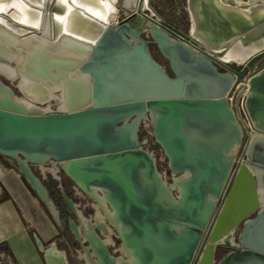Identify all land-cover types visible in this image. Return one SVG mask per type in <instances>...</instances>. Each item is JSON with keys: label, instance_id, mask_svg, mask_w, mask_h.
Instances as JSON below:
<instances>
[{"label": "water", "instance_id": "95a60500", "mask_svg": "<svg viewBox=\"0 0 264 264\" xmlns=\"http://www.w3.org/2000/svg\"><path fill=\"white\" fill-rule=\"evenodd\" d=\"M16 1L35 23L0 0V154L56 221L33 166L50 161L98 201L108 225L86 220L61 191L91 264H264V65L247 76L243 106L255 133L237 158L242 131L228 102L245 66L264 56V0H186L200 47L164 24L150 0H120L123 17L110 10L106 21L73 0ZM67 9L77 25L63 27ZM146 119L169 179L139 141ZM107 226L118 255L94 230ZM35 241L46 264H67L55 244ZM218 245L230 250L216 261Z\"/></svg>", "mask_w": 264, "mask_h": 264}, {"label": "crops", "instance_id": "0c3cea01", "mask_svg": "<svg viewBox=\"0 0 264 264\" xmlns=\"http://www.w3.org/2000/svg\"><path fill=\"white\" fill-rule=\"evenodd\" d=\"M38 168L42 175L41 184L58 209L55 200L49 195L50 181L46 180L49 173L56 176L57 168L50 161ZM161 173L169 179L164 168ZM60 218L56 221L48 206L27 185L18 169L7 166L0 159V264H46L36 238L45 246L55 244L67 264L69 257L77 264H91L80 247L69 243L65 230L62 229L61 233ZM108 243L109 246L113 244L111 237Z\"/></svg>", "mask_w": 264, "mask_h": 264}, {"label": "rangeland", "instance_id": "374dc122", "mask_svg": "<svg viewBox=\"0 0 264 264\" xmlns=\"http://www.w3.org/2000/svg\"><path fill=\"white\" fill-rule=\"evenodd\" d=\"M228 3L232 4V1L228 0ZM116 19L119 20L121 17H123V14L126 12L121 1L117 0L116 3ZM150 6L157 12V14L159 15V17L161 18L162 22L164 24H166L167 26H169L170 28L179 31L183 34H187L191 37L189 30H190V16H189V12L187 9V3L186 0H150ZM192 38V37H191ZM150 51L153 55V57L156 58V60L164 65L167 66V62L166 60L161 56V54L159 52L156 51V48L154 45H150ZM259 59H256L255 61H253L250 65L249 68H252L255 63L258 61ZM234 66V65H232ZM138 137H139V141H143L144 137L147 136L145 129H144V123H140L139 124V128H138ZM148 137H151L150 135ZM156 153H158V151H156ZM5 160L7 162H9L10 164H15L17 167L16 162L14 161V159L10 158V157H5ZM158 167H159V171H163L164 165L162 164V162H160V160L158 159L157 161ZM33 171L34 173L37 175L38 172V168L36 166H33ZM62 180L65 181V185H61L60 190H62L63 192H65L69 197H71L76 203H78L80 201V197L77 196L76 194H74L72 188H71V184L68 182L67 177L63 174L62 176ZM46 180L49 181L50 180V176L47 175L46 176ZM59 183V182H58ZM88 206L86 208H81L79 209L80 214L82 215V217L85 218H96V220L98 219L100 222L102 221L103 223H105L106 225L107 222H105L104 220V215L101 212V210L98 208V205L92 200V199H88ZM59 205L61 204L62 209L64 208V203H62V201L59 199ZM93 207V208H92ZM108 209V207H106V210ZM98 210V211H97ZM96 215V216H95ZM98 215V216H97ZM252 215V214H251ZM94 221V219H93ZM241 224V223H240ZM239 224V226H240ZM65 227V226H64ZM107 228H109L107 226ZM65 232H66V237L69 240V243L74 244V246L76 248H78V245L75 243L70 231L67 229V227L64 228ZM109 232H111L110 228H109ZM108 232V234L102 233V236H104L103 238H105L107 241L110 242V233ZM115 242V240L113 241V243ZM62 244V243H61ZM60 244V245H61ZM117 245H110V249L113 253H115L116 255H118L119 253H117V251L119 250V241L116 242ZM225 249V250H224ZM227 248H224L223 245H218L216 246L215 249V254H214V258L215 260H219L225 253H227L226 251ZM69 264H77L72 258L69 257ZM89 264V263H87Z\"/></svg>", "mask_w": 264, "mask_h": 264}, {"label": "built area", "instance_id": "2783aa9c", "mask_svg": "<svg viewBox=\"0 0 264 264\" xmlns=\"http://www.w3.org/2000/svg\"><path fill=\"white\" fill-rule=\"evenodd\" d=\"M174 31L177 33V35L180 38L188 40L193 45V47L194 46L200 47L198 42L196 40L192 39L189 35L183 34V33L176 31V30H174ZM232 65H234V66H232ZM262 65H264V58H261L260 60H258L252 68H249V66H245L244 74H243L242 78L235 84L232 93L230 94V96H228L229 106L232 109V111L235 115L236 121L239 124L241 131H242L241 141L235 146V157L236 158L239 157L241 154H244L247 151L250 138L252 137L253 133H255V131L252 129V126H251V124L248 120V117L246 115V112H245V109L243 106V100H244L246 93H247V80H248L247 76H248V74H250L252 71L257 70ZM230 66L235 70H239L242 67H244V64H242V65L230 64ZM141 123H144V129H145V132L147 134V136L144 137V140L141 141V143H143V145L151 153H153V155H155L156 161H158V159H159L160 162H162V164L164 165V171H165V173L168 174L166 159L164 158L162 151L159 148V146L155 143L153 135L151 133L150 120L146 119V120H143ZM149 135L151 137H148ZM156 151H158V153H156ZM157 166H158V164H157Z\"/></svg>", "mask_w": 264, "mask_h": 264}, {"label": "flooded vegetation", "instance_id": "af4514ba", "mask_svg": "<svg viewBox=\"0 0 264 264\" xmlns=\"http://www.w3.org/2000/svg\"><path fill=\"white\" fill-rule=\"evenodd\" d=\"M261 58H264V56H260L258 59L260 60ZM37 167V166H36ZM38 168V167H37ZM41 174V172H40V170H39V168H38V172H37V175H40ZM64 173L59 169H57V171H56V176H52V174L51 173H49V176H50V185L48 184V186H49V195L55 200V202H56V204H57V207H58V210H59V214H60V216L59 217H61L60 219H61V224H62V226H61V233H62V229L64 230V228L65 227H67V229L70 231V233H71V235H72V237H73V239H74V241H75V243L78 245V247H79V244H78V242L76 241V239L74 238V236H73V233H72V231L70 230V228H69V225H68V219L69 218H72L74 221H76L77 222V224H79V221L77 220V218L75 217V216H73L71 213H70V211H69V209H68V207H67V205L65 204V202L63 201V199H62V197H61V191L62 190H60V187H61V185L63 186V185H65V181L64 180H62V175H63ZM65 175V174H64ZM66 176V175H65ZM67 177V176H66ZM67 180H68V182L71 184V188H72V190H73V192H74V194H76L77 196H79L80 197V201L78 202V203H76L72 198V200L75 202V204L77 205V209L79 210V209H81V208H86L89 204H88V199H92L97 205H98V208L99 209H101V212L103 213V215H104V220H105V222H107V220L105 219V212L103 211V209H102V207H100L99 206V204H98V201L96 200V199H94V198H92V197H90L89 195H87V194H85L84 192H82L81 190H79L76 186H75V184L67 177ZM59 182V183H58ZM61 184V185H60ZM59 199L62 201V203H64V208L62 209V207H61V204L59 205ZM93 208V207H92ZM85 218V217H84ZM86 220L88 219V218H85ZM89 220L93 223V219H91V218H89ZM101 223H102V221H101ZM65 226V227H64ZM94 230H95V232L97 233V234H99L101 237H102V231L100 230V229H98V228H96V227H94ZM110 235H111V238L113 239V241L115 240V242L113 243V245H117L116 244V242H118L119 241V239L115 236V234H114V232H111L110 233ZM119 243H120V241H119ZM119 245V244H118ZM224 248H226L225 246H223ZM109 248H110V246H109ZM111 250V249H110ZM225 250V249H224ZM230 249L229 248H227L226 249V251L228 252ZM117 253H119V250L117 251ZM114 255H116L115 253H113ZM89 259V258H88ZM90 261V260H89ZM90 263H91V261H90Z\"/></svg>", "mask_w": 264, "mask_h": 264}, {"label": "bare ground", "instance_id": "6f19581e", "mask_svg": "<svg viewBox=\"0 0 264 264\" xmlns=\"http://www.w3.org/2000/svg\"><path fill=\"white\" fill-rule=\"evenodd\" d=\"M32 1L34 2L36 0H32ZM59 1L61 3H64V4L66 3V0H59ZM116 1L117 0H114V2L112 3L111 0H106L105 3L100 4L99 7H97V8L96 7H93L90 4V1L89 0H73V4H78V5L83 6L84 9L87 10L88 12H90L94 17H96V18H98L100 20H105L106 21V20H108V15H109L110 10L116 11V5H115V2ZM9 4L14 7L13 10H14V12L17 13V15L19 16V20L22 23H24V24H30V25H32L33 23H35V19H34L33 14L29 13L28 11H26L19 2H17L16 0H9ZM4 8H5V4L2 3V2H0V10H2ZM69 10L70 9H67L65 17L62 19L63 27H67V26L70 27V26L77 25L76 24L77 22L75 21V18H73L74 16H71V13L68 12ZM56 20H57V18H56ZM232 57L235 59L236 57H238V55L237 54L236 55H232ZM247 168L250 169V167H247ZM257 199H258V202L259 203L260 202L264 203V193H259V195H257ZM232 205L233 204L231 203L230 206H232ZM229 208L230 207H228L226 209V212L227 213H229V210H230ZM226 236H227V233L221 234V237H219V240L218 241L224 242ZM212 243L213 242H210L209 244H212Z\"/></svg>", "mask_w": 264, "mask_h": 264}, {"label": "trees", "instance_id": "16d2710c", "mask_svg": "<svg viewBox=\"0 0 264 264\" xmlns=\"http://www.w3.org/2000/svg\"><path fill=\"white\" fill-rule=\"evenodd\" d=\"M0 159L3 161V163H5L7 166H12V167H14V168H16L17 169V167H16V165L15 164H10L9 162H7L6 160H5V158L0 154Z\"/></svg>", "mask_w": 264, "mask_h": 264}]
</instances>
